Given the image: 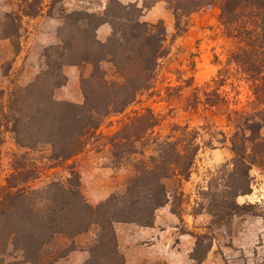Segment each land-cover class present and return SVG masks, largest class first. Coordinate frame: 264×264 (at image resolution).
<instances>
[{
    "label": "trees",
    "instance_id": "trees-1",
    "mask_svg": "<svg viewBox=\"0 0 264 264\" xmlns=\"http://www.w3.org/2000/svg\"><path fill=\"white\" fill-rule=\"evenodd\" d=\"M61 1L51 0L52 5ZM157 2L166 4L177 34L184 32V20L191 14L218 4L219 22L237 43L229 62L250 86L251 109L238 106L237 93L234 98L222 96L218 87L202 92L203 98L194 88L187 99L194 108H223L226 123L233 128L228 139L232 158L219 171L221 197L213 203L223 218L229 217L246 209L236 198L251 193L252 167L264 170V0H143L142 7L109 0L101 14L65 13L57 32L59 43L44 54L45 69L25 86L12 87L4 103L0 92V145L8 133L20 149L44 153L43 159L54 168L80 154L88 139L103 138L97 132L100 124L153 88L159 63L168 54L163 22L141 20L143 12ZM103 24L109 25L110 34L100 41L97 29ZM103 64L110 66L113 78ZM85 65L90 71L79 80L83 102L54 99V91L67 81L62 68ZM157 125L156 117L145 109L126 118L107 137L113 160L129 162L132 174L122 194H112L95 207L83 196L72 168L64 181L51 180L37 188L32 181L39 177V167L32 161H17L0 187V253L10 247L24 263L42 264L50 257L46 249L57 237L72 241L95 226L92 249L112 255V264H123L113 224L152 227L155 211L168 203L171 191L178 194L181 184L188 181L200 148L196 132L176 127L177 135L161 136L154 134ZM72 250L71 244L55 259Z\"/></svg>",
    "mask_w": 264,
    "mask_h": 264
},
{
    "label": "rangeland",
    "instance_id": "rangeland-1",
    "mask_svg": "<svg viewBox=\"0 0 264 264\" xmlns=\"http://www.w3.org/2000/svg\"><path fill=\"white\" fill-rule=\"evenodd\" d=\"M108 2L62 0L52 5L51 0H0L1 102L6 101L12 87L25 86L45 69L44 54L50 46L59 43L57 32L63 26L61 17L65 13L87 11L101 14ZM135 3L142 7L143 0ZM218 17V4H214L191 14L184 20V32L177 34L174 18L165 3L157 2L144 11L142 21L155 23L161 20L166 30L168 54L159 63L153 88L140 94L123 112L104 119L97 130L103 138L88 139L80 154L54 168H49V162L43 159L44 153L26 152L15 145L10 134L4 133L0 145V187L12 174L17 161H32L40 170L39 177L32 181L34 187L40 188L51 180L64 181L72 168L79 177L81 192L91 206H98L112 194H122L132 168L129 162L113 160L107 137L117 131L126 118L149 109L158 120L154 134L177 135L179 131L176 127H186L188 131L198 134L200 148L189 179L181 184V192H170L166 204L178 222L177 232L189 237L185 253L190 263L264 264V170L252 167L251 193L236 198V202L246 205V209L223 218V213L213 203L221 197L219 191L223 181L219 179V171L232 158L228 139L233 128L227 125L223 108L206 109L201 105L194 108L187 101L194 88L203 98L202 92L218 87L222 96L234 98L237 93L235 98L239 107L246 111L252 107L253 95L249 84L236 66L229 62L230 53L236 49L237 43L226 35ZM103 67L111 78L110 66L103 64ZM89 71L88 65L64 66L62 72L67 81L54 91V99L81 104L83 96L79 80ZM261 134L264 136V128ZM168 186H171L169 182ZM157 211L155 217L160 216ZM136 227L141 226L135 223L113 224L116 250L123 258V264L122 245L130 248L127 245L131 241L127 235L132 234L126 231ZM97 231V227L93 226L72 241L57 237L46 249L50 257L42 264H55L63 259V264H92L94 261H101L100 264L114 263L112 255L104 256L103 251L92 249ZM71 244L74 250L55 259ZM131 251L142 257L140 264L164 263L158 259V252L150 251L143 243H136ZM73 252V256L69 257ZM83 252L87 256L85 260ZM0 264L29 263H24L19 253H13L9 247L7 252L0 253Z\"/></svg>",
    "mask_w": 264,
    "mask_h": 264
},
{
    "label": "crops",
    "instance_id": "crops-1",
    "mask_svg": "<svg viewBox=\"0 0 264 264\" xmlns=\"http://www.w3.org/2000/svg\"><path fill=\"white\" fill-rule=\"evenodd\" d=\"M122 4H128L136 2L137 0H118ZM110 34V27L108 24H103L97 29V38L100 41H105ZM157 212L160 216H156L152 227H136L126 231L132 233L127 235L130 238L129 249L122 245V250L125 258V264H140L142 257L137 252L131 251V247L136 243H143L150 251L154 250L158 252V259L162 260L165 264H191L188 259L187 253H185L186 244L189 240L188 236L179 234L178 222H176L175 215H173L169 206L165 205L161 207ZM123 232V230H122ZM128 234V233H127ZM122 237H125L122 234ZM178 240L177 242L175 240ZM119 240V236H118ZM132 241H137L136 243ZM176 243V244H172ZM121 245H119L120 247ZM74 252L69 255L72 257ZM86 253L83 252V259H86ZM65 259L56 261L55 264H63ZM135 261V262H131Z\"/></svg>",
    "mask_w": 264,
    "mask_h": 264
}]
</instances>
